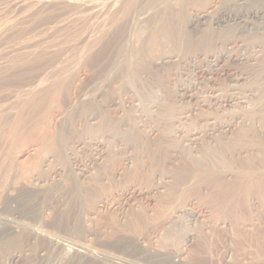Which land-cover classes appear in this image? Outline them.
Listing matches in <instances>:
<instances>
[{"label": "rangeland", "instance_id": "obj_1", "mask_svg": "<svg viewBox=\"0 0 264 264\" xmlns=\"http://www.w3.org/2000/svg\"><path fill=\"white\" fill-rule=\"evenodd\" d=\"M10 1L0 0V264H264V259L240 236L252 232L257 225L264 231V203L254 205V218L247 222H232L226 212L212 210L206 197L210 184L203 176L205 171L192 163L194 157L199 158L200 144L187 150L182 142L181 147L177 144L161 155L156 148L163 122L157 121L156 112L145 113V132L142 129L146 125L135 126L128 119L140 111L150 112L151 101H155L163 113L183 110L184 134L199 127L203 114L211 112L220 120L231 118L237 112L248 111L247 98L253 99L256 114L254 110L246 113L252 117L242 123L247 131L243 132L240 117L235 116L234 126L243 128L238 131L244 139L241 143H246L226 154L227 162L233 159L236 165L231 168L226 162L215 164L216 174H221L223 180H232L242 159L259 156V147L264 150V46L256 47L261 50L256 60L249 47L252 39L264 33V0H185L179 11L180 21L176 19L172 24L180 34L174 32L163 45L150 50L145 61L140 62L143 65L135 59L134 49L149 31H144L137 42L129 38L137 36L143 19L158 9L157 0L137 1L124 23L125 38L115 41L117 44H106L105 59L96 65L87 59L101 49L107 38L101 37L99 46L97 43L90 48L96 33V15L53 4L24 13L12 5L14 0ZM146 8L148 13L144 12ZM201 11L210 19L219 12L230 17L219 26L212 19L198 29L184 25L190 12ZM237 13L250 23L242 25L234 19ZM231 26H235L234 34L228 31ZM211 37L215 43L208 42ZM224 37L227 40L223 43ZM216 50L244 57L224 63L226 75H231L228 78L222 71H210L206 52ZM163 52L169 54L166 62L154 64V57ZM23 57L35 63L32 61L20 78L10 77ZM239 71L244 72L245 79L235 83L232 74ZM53 82L59 85L51 95L36 106L27 104ZM234 84L237 89L228 90ZM195 85L198 90L211 86L228 93L238 90L246 102L197 107L195 98L181 95ZM250 87L256 89L253 95L244 90ZM88 112L94 115L90 120L84 117ZM123 118L125 121L119 123ZM103 120L104 127L100 126ZM117 124L120 131L111 127L117 128ZM233 129L224 132L229 135ZM218 133L223 132L214 131L212 135ZM133 136L138 142L134 140L131 147L124 141ZM95 137L99 142H94ZM212 137L205 140L213 144ZM200 138L202 143L204 137ZM112 149L115 151L104 165L105 153ZM100 152L102 156L98 157L95 153ZM45 156L51 162L44 164ZM173 208L185 211L177 223L173 222Z\"/></svg>", "mask_w": 264, "mask_h": 264}, {"label": "bare ground", "instance_id": "obj_2", "mask_svg": "<svg viewBox=\"0 0 264 264\" xmlns=\"http://www.w3.org/2000/svg\"><path fill=\"white\" fill-rule=\"evenodd\" d=\"M12 1V0H11ZM10 1V2H11ZM138 0H14L13 2V6H15L17 9L27 12L29 10L34 9L37 6H49L48 4H53V5H59V6H65V7H70L71 8H75L76 10H83V11H87L89 14H94L96 15L94 18L98 17V19H96L97 21L95 24L94 28V32L98 33L99 32V36H95L94 34V38L91 41V45L90 48L94 49L95 45L99 46V43H101L100 41L103 40L101 37H106V42H103L101 46V49H99L98 51L95 50L93 52V54H91L92 56L87 59L89 63H92L94 65H96L99 61L102 62L104 61L103 59H105V55L103 53L104 49H106V45L109 42H120L121 39L125 38V32H124V23L126 22V18L128 17V13L134 8V5L137 3ZM159 7L158 9H156V5L154 9H156L154 12H152V14L147 17L146 13H144L143 15L146 16L148 19L144 20L140 23L138 29H141V31L138 33L137 36L132 35L131 38H129L130 42L132 41H138L139 38L142 36V33L144 31H149L148 34H146V38H144L143 43L140 42L139 44L136 43V48L134 49V57L135 59H137L138 63L143 65L144 63H140L141 61H145V57L146 55L149 54L150 50L152 49H157L160 45H163V42L165 40H167V38L169 37V35L174 36V34L178 33L180 34V30L177 29V27H173L172 24L174 23V21L177 19H181V15L179 13V11L182 9L181 4L183 5L184 3H186V1L188 0H157ZM237 1V0H236ZM242 1V0H241ZM156 2V1H154ZM239 2V1H238ZM10 4V3H9ZM238 4V3H236ZM6 7V4L4 5ZM139 6V5H138ZM1 7V6H0ZM240 7V6H239ZM58 8V7H57ZM64 8V7H63ZM187 8V7H186ZM55 9V8H54ZM68 9V8H67ZM146 8L145 11H147ZM153 9V8H152ZM151 9V10H152ZM205 9V8H204ZM7 10V9H6ZM61 10V9H60ZM59 10V11H60ZM206 10V9H205ZM204 10V11H205ZM239 10V9H238ZM2 11V10H1ZM71 11V10H70ZM75 11V10H74ZM204 11H201V13H191L190 15L188 14L186 20H185V26L189 27V28H194V29H198L199 26L205 24L206 20H209L210 18H208V14H206ZM6 12V11H5ZM20 12V11H19ZM30 12V11H29ZM33 12V11H31ZM50 12V11H49ZM56 12V11H55ZM82 12V11H80ZM79 12V13H80ZM85 12V13H87ZM149 11H147L148 13ZM48 13V12H47ZM78 13V15H79ZM83 13V12H82ZM135 13V12H134ZM143 13V12H142ZM263 13V12H262ZM230 14V13H229ZM259 14V13H258ZM77 15V16H78ZM88 15V14H87ZM92 15V16H94ZM142 15V16H143ZM36 16V15H35ZM83 16V15H82ZM81 16V17H82ZM89 16V15H88ZM235 17H233L234 19L238 20V22H241L242 25L244 24H248L249 20H247L242 14H238L234 15ZM249 16V15H248ZM26 17V16H25ZM80 17V16H79ZM138 16H136L135 18H137ZM141 17V16H140ZM230 17V15H227V13L224 12H219V14H216L214 17H211L212 22L214 24H217L219 26L220 23H227L228 22V18ZM255 17V16H254ZM87 18V17H86ZM30 19V18H29ZM40 19V18H38ZM44 19V17H43ZM69 19V18H68ZM89 19V18H88ZM91 19V18H90ZM93 19V18H92ZM146 19V18H145ZM210 19V20H211ZM261 19V18H260ZM82 20V19H81ZM128 20V19H127ZM138 21H141L139 19H136ZM180 20H178L177 22H179ZM252 21V20H251ZM256 21V20H255ZM90 22V21H89ZM176 22V21H175ZM232 22V21H231ZM258 22V21H257ZM256 22V23H257ZM92 24V22H90ZM94 23V22H93ZM211 23V22H210ZM250 23V22H249ZM255 23V24H256ZM259 23V22H258ZM252 24V23H251ZM262 24V23H261ZM127 25V24H126ZM234 25V24H232ZM250 25V24H249ZM92 26V25H91ZM81 27V26H80ZM198 27V28H197ZM235 28V26H233ZM232 26L228 28V31H232V33L234 34V28ZM240 27V26H239ZM255 27V26H254ZM82 28V27H81ZM135 28V27H134ZM264 28V27H263ZM6 29V28H5ZM92 29V28H91ZM237 30V29H236ZM19 31V30H18ZM89 31V30H88ZM92 31V30H91ZM20 32V31H19ZM86 32V31H85ZM129 32V31H128ZM175 32V33H174ZM219 32V31H218ZM264 32V31H263ZM72 33V32H71ZM80 33V34H79ZM78 34L81 35V32H79ZM88 33V32H87ZM92 32H90L91 34ZM104 33H106L104 35ZM222 33V32H221ZM1 34V33H0ZM84 34V32L82 33ZM89 34V35H90ZM145 33H143L144 35ZM217 34V33H216ZM88 37H91L89 36ZM104 35V36H103ZM240 35V34H239ZM259 35V34H258ZM75 36V35H74ZM73 36V37H74ZM135 36V37H134ZM168 36V37H167ZM257 36V35H256ZM67 37V36H66ZM65 37V38H66ZM80 37V36H79ZM129 37V35H128ZM171 37V36H170ZM226 37V36H225ZM224 37V39L222 38L221 41L224 43L227 39ZM87 38V36H86ZM172 38V37H171ZM40 39V38H39ZM69 39V36L68 38ZM83 39V38H82ZM179 39V38H178ZM72 40V39H71ZM77 40V39H76ZM87 40V39H86ZM128 40V38H126V41ZM142 40V39H141ZM214 38L212 39L209 38L208 42H214ZM217 40V39H216ZM219 40V38H218ZM231 40V39H230ZM28 41V40H27ZM67 41V40H66ZM90 41V39L88 40ZM251 41V40H250ZM73 42V41H72ZM207 42V43H208ZM246 42V41H243ZM252 43H250L251 45L249 46L251 48V55L253 57V59L256 60V58H259L260 56V52L261 50L257 49L256 47L262 48V46H264V33L262 34V36L257 39V40H253L251 41ZM172 43V41H171ZM181 43V42H180ZM234 43V42H233ZM76 44V43H75ZM74 44V45H75ZM79 44V43H78ZM89 44V43H88ZM117 44V43H116ZM175 44V43H174ZM228 44V43H227ZM261 44V45H260ZM211 45V44H209ZM216 45V44H215ZM73 46V45H72ZM77 46V45H76ZM86 46V45H85ZM124 46V45H123ZM238 46V45H236ZM242 46V45H241ZM246 46V45H245ZM69 47V46H68ZM74 47V46H73ZM225 47V46H224ZM244 47V46H243ZM20 48V47H19ZM64 48V47H63ZM62 48V49H63ZM116 48V47H115ZM221 48V47H220ZM238 48V47H237ZM248 48V47H247ZM80 50V48H77ZM86 49V48H85ZM84 49V50H85ZM89 49V50H91ZM96 49V48H95ZM117 49V48H116ZM115 49V50H116ZM217 49V48H215ZM223 49V48H222ZM28 50V49H27ZM128 50V49H127ZM212 50V49H211ZM54 51V50H53ZM61 51V50H60ZM72 51V48L70 50V52ZM78 51V50H77ZM76 51V52H77ZM239 51V50H238ZM18 52V51H17ZM75 52V51H74ZM73 52V53H74ZM129 52H131L129 50ZM230 51H226V50H222V51H209L206 52L204 54H206V56L208 57V59L206 60L208 65L210 66V71L215 74V73H221L226 75V67L224 63L230 62L229 60L233 59L234 60H238L241 59V56L243 57V55H240L239 53H237V55L235 54L233 57L230 56L231 53H229ZM42 53V52H41ZM72 53V52H71ZM78 53V52H77ZM83 53V52H82ZM86 53V52H85ZM34 54V53H33ZM70 54V53H69ZM76 54V53H75ZM74 54V56H75ZM79 54V53H78ZM90 54V53H89ZM245 54V53H244ZM249 54V53H248ZM28 55V54H27ZM41 55V54H40ZM71 55V54H70ZM73 55V54H72ZM80 55V54H79ZM78 55V57H79ZM169 55L168 53H161L159 55H157L154 60V64H164V62H166L165 57ZM35 56V55H34ZM42 56V55H41ZM90 56V55H89ZM88 56V57H89ZM117 56V55H116ZM194 56V54H193ZM245 56V55H244ZM263 56V55H262ZM43 57V56H42ZM67 57V55H66ZM72 57V56H71ZM77 57V58H78ZM83 57V55L81 56ZM85 57V56H84ZM84 57L82 59H84ZM130 57V56H128ZM196 57V56H195ZM40 58V57H38ZM36 58V59H38ZM68 58V57H67ZM75 58V57H74ZM80 58V57H79ZM169 58V57H167ZM194 58V57H193ZM244 58V57H243ZM251 58V56H250ZM31 59V58H30ZM28 57H23L21 60H19L20 64L18 68H16V70L14 71H10L11 75H9L10 77H19L22 76V74L24 72L27 71L28 66L34 62L33 59L30 60ZM35 59V61H37ZM56 59V58H55ZM73 59V58H71ZM70 59V60H71ZM130 59V58H129ZM132 59V58H131ZM130 59V60H131ZM134 59V58H133ZM132 59V60H133ZM249 59V58H247ZM68 60V59H67ZM74 60V59H73ZM86 60V59H85ZM33 61V62H32ZM221 61H223V63H221ZM78 63V61H76ZM99 62V63H100ZM132 62V61H131ZM130 62V63H131ZM238 62V61H237ZM15 63V64H16ZM35 63V62H34ZM129 63V62H126ZM221 63V64H220ZM264 63V62H263ZM17 64L15 66H17ZM70 64V63H69ZM73 64V63H72ZM119 64V63H118ZM13 65V64H12ZM88 65V64H87ZM120 65V64H119ZM11 66V65H10ZM14 66V65H13ZM14 66V68H15ZM129 66V64H128ZM140 66V65H139ZM30 67V66H29ZM130 67H132L130 65ZM102 68V67H101ZM128 68V67H127ZM10 69V67L8 68ZM51 69V68H50ZM124 69V68H123ZM132 69V68H131ZM11 70V69H10ZM119 71V70H118ZM215 72V73H214ZM108 73V71L106 72ZM128 73V72H127ZM48 74V73H47ZM96 74V73H95ZM133 74V73H132ZM50 75V74H49ZM135 75V74H133ZM97 76V75H96ZM126 76V74H125ZM196 76V75H195ZM227 78L230 77L229 75H226ZM233 78L232 80L237 83L239 82L241 79L244 78V72H235L232 74ZM4 77V76H3ZM59 77V76H58ZM65 77V76H64ZM132 77V76H131ZM56 78V77H55ZM16 79V78H14ZM48 79V78H47ZM59 79V78H58ZM124 79V78H122ZM195 79V78H194ZM245 79V78H244ZM41 80V79H40ZM132 79H130L131 81ZM134 80V79H133ZM132 80V81H133ZM208 80V79H207ZM4 81V80H3ZM34 81V80H33ZM45 81V80H44ZM51 81V80H50ZM49 81V82H50ZM53 81V79H52ZM55 81V80H54ZM124 81V80H123ZM1 82V81H0ZM125 83V82H123ZM127 83V81H126ZM125 83V84H126ZM192 83V82H190ZM196 82H194L195 84ZM46 84V83H45ZM49 86V84H47ZM59 85V82H53V84L51 83V86L47 87L46 89L42 88V91L39 92L36 96H34L33 98H31L30 100H28L27 104L30 105H34L36 106L38 102H41L43 99H45L46 97H48L49 95H51V93L54 91L53 89ZM127 85V84H126ZM29 86V85H28ZM46 86V85H45ZM121 86V85H120ZM43 87V86H42ZM31 88V87H30ZM40 88V87H39ZM129 88V87H128ZM234 88L237 89V84H234L232 86H230V88L228 90H233ZM34 89V88H33ZM41 89V88H40ZM199 86L197 87V85H195L193 87V89H185V91L182 92V97L185 98H189V99H193L195 98L196 100V105L197 107L199 106H205V105H210V106H216L221 104L222 102H236V100H238V102H246V97L243 93H241L240 91H236V92H227L225 90H220L217 88H212L211 87H206V88H201L200 90ZM241 89V88H240ZM235 90V89H234ZM246 91H248L249 94H252L254 90L256 89H252L247 88L244 89ZM243 90V91H244ZM27 91V90H26ZM255 92V91H254ZM257 92V91H256ZM31 95V94H30ZM253 95V94H252ZM27 96V95H26ZM25 96V97H26ZM181 97V96H180ZM181 97V98H182ZM15 98V97H14ZM20 98V97H19ZM28 98V97H26ZM25 98V99H26ZM152 100V99H151ZM138 101V100H137ZM140 101V100H139ZM247 103L250 106V108L248 109V111L246 112H237L234 116H232L231 118H223L222 120H220L219 118L217 119L215 114L208 112L206 114H203V116H201L199 118L200 120V124L199 127H194V129H188L184 134V130H183V125L185 123V119H186V115L184 114L183 110L174 113V111H167V113H163L162 111L163 108L161 107V105H159L160 103H157L155 101H151V111L149 112V110H146V112L144 111H140L137 115H132L131 118H128L131 123L135 124V126L141 125L143 127V125L145 126V113H151L156 112V116L159 118L157 119L163 122V126H161L162 128H160L158 134H157V144L158 147L156 149H158V153H160L162 155L165 154V152H167L168 149L175 147V145H180V147L184 144L187 150H190V146H195V144H200V146H197V151L200 153L198 154L199 158H195V160L193 159L192 163L196 164L198 167L202 168L205 173H204V177L206 178V181L208 184H210V190L209 193L206 194V197L208 199V203L210 208L215 209V210H221V212H226L225 214H227V216L229 217L230 220H232V222H247V221H251L254 218V213H253V207L256 204V206L258 205H262L264 203V150L262 147H259V156H251L249 158L246 159H242V161L239 163V165H237L238 167H236L238 169V172L235 173L234 178L230 181H226L222 179L221 174H216L214 171H216L217 169H215V164L221 165V163H225L231 166V168L236 165L234 164V160L232 159V161L227 162L226 160V154L232 152L233 150H238L240 148H242V146H244V144H246L244 141V144L241 143V131L238 130H242L244 128V131H247L246 126L243 127L242 123H245V119L248 116L252 115H247L248 113L251 114V112L255 109V104L253 102V99H248L247 98ZM99 104V103H98ZM114 103H112L111 105H113ZM148 105V104H147ZM100 106V105H99ZM247 106V107H249ZM98 107V106H97ZM136 107V105H135ZM138 107V106H137ZM196 107V106H195ZM95 108V107H94ZM153 108V109H152ZM211 108V107H210ZM69 109V108H68ZM81 109V108H80ZM84 109V107H83ZM92 109V107H91ZM97 109V108H96ZM186 110V109H185ZM188 110V109H187ZM186 110V111H187ZM87 111V110H86ZM104 111V110H103ZM136 111V110H135ZM255 114H256V110H254ZM84 113V112H83ZM247 113V114H246ZM132 114V113H130ZM155 114V113H154ZM187 114V113H186ZM246 114V115H245ZM217 115V114H216ZM223 115V114H222ZM238 116L237 118L240 117V125H242L243 128H240L241 126H234L236 123L234 122L235 116ZM93 114L92 112H88L87 114H85L84 117L87 118V120H90L93 118ZM129 116V115H128ZM150 116V115H149ZM151 118V117H150ZM249 118V117H248ZM126 118H123L122 120H119V123H122L123 121H125ZM250 119V118H249ZM86 120V121H87ZM148 120V119H147ZM248 120V119H247ZM156 121V120H155ZM90 122V121H89ZM149 122V121H148ZM250 122V121H248ZM118 123V124H119ZM141 123V124H140ZM118 124L116 125L117 128H114V125L111 126L112 129H115L116 131H120ZM104 125H106V121L103 120V122L100 124V126L104 127ZM250 125V123L248 124ZM115 126V127H116ZM196 126V125H194ZM101 127V128H102ZM235 127V128H234ZM238 127V128H236ZM250 126H248L249 128ZM110 128V127H109ZM128 128V127H127ZM148 126L146 125L145 128H141L144 132V129H147ZM234 128V129H233ZM246 128V129H245ZM103 129V128H102ZM106 129V126L105 128ZM140 129V130H141ZM230 129L233 131L231 132V134H226V132L230 131ZM237 129V130H236ZM258 129V128H257ZM141 130V132H142ZM129 131V130H128ZM154 131V130H153ZM214 131H218V132H223V133H218V135H212ZM226 131V132H224ZM249 131V130H248ZM239 132V133H238ZM118 133V132H115ZM129 133V132H126ZM124 133L126 136H128V134ZM137 133V132H136ZM143 133V132H142ZM247 133V132H246ZM245 133V134H246ZM258 133V132H257ZM101 134V133H100ZM146 134V133H145ZM183 134L182 137L180 139H177V135ZM217 134V133H215ZM93 135V134H92ZM113 135V134H112ZM132 135V134H131ZM136 135V134H135ZM97 136V135H96ZM108 136V135H107ZM123 136V135H122ZM148 136V135H147ZM181 136V135H180ZM204 137V141H202V143H199L198 139L200 137ZM213 136V137H212ZM243 136V135H242ZM89 137V136H88ZM94 137V136H93ZM142 137V136H140ZM212 137V141L215 142L213 144L210 143V141H206L205 138H211ZM106 138V137H105ZM86 139V138H85ZM90 139L92 140L93 138L90 137ZM127 139V138H126ZM136 137L133 136V138H129V140H125L124 142H130L128 144H131V147H134V143ZM141 139V138H140ZM201 139V138H200ZM199 139V140H200ZM135 140V141H134ZM139 140V139H138ZM209 140V139H208ZM244 140V139H242ZM89 141V140H88ZM84 142V141H82ZM94 142L97 143L99 142V139H97L95 137ZM138 142V141H137ZM183 142V144H182ZM88 143V142H87ZM94 143V144H95ZM142 143V142H141ZM242 145H241V144ZM126 144V143H125ZM152 143H150L151 145ZM182 144V145H181ZM96 145V144H95ZM98 145V144H97ZM248 145V144H247ZM119 146V145H118ZM246 146V145H245ZM244 146V147H245ZM250 146V145H249ZM256 146V145H255ZM99 147V146H98ZM254 147V146H253ZM114 148V147H113ZM144 148V147H142ZM148 148H150L148 146ZM153 148V147H152ZM177 148V147H176ZM194 148V147H193ZM107 149V148H106ZM115 149V148H114ZM114 149L108 151L105 156V160L104 161V165L107 163L106 161L110 158V156H112V152L115 151ZM134 149V148H133ZM147 149V146H146ZM180 149V148H179ZM185 149V150H186ZM72 150V149H70ZM96 150V149H95ZM149 150V149H148ZM151 150V148H150ZM153 150V149H152ZM177 150V149H176ZM156 151V150H155ZM154 151V152H155ZM146 152V151H145ZM150 152V151H149ZM154 152H151L153 154H155ZM115 153V152H114ZM113 153V154H114ZM138 153V152H137ZM187 153V152H186ZM98 157L102 156V152L100 153H95ZM100 154V155H99ZM239 154V153H238ZM237 154V155H238ZM95 155V156H96ZM158 155V154H157ZM188 155V154H187ZM230 155V154H229ZM114 156V155H113ZM189 156V155H188ZM191 156V155H190ZM157 157V156H156ZM160 157V156H159ZM158 157V158H159ZM232 157V156H231ZM49 156H45L43 158L44 164H47L48 162H51L49 160ZM153 158V157H152ZM161 158V157H160ZM163 158V157H162ZM161 158V159H162ZM111 159V158H110ZM154 159V158H153ZM102 160V159H101ZM186 160V159H185ZM110 161V160H109ZM156 161V160H155ZM187 161H189L187 159ZM96 162V161H95ZM102 162V161H100ZM106 162V163H105ZM109 163V162H108ZM153 163V162H152ZM161 163V162H158ZM103 164V163H102ZM186 164V163H185ZM110 166V165H109ZM135 168V167H134ZM187 167H185L186 169ZM193 168V167H192ZM218 168V166L216 167ZM230 168V167H229ZM55 169V168H54ZM138 169V168H137ZM180 169V168H179ZM189 169V168H187ZM220 169H222L221 167L218 168L219 171H221ZM56 170V169H55ZM234 170V169H233ZM183 171V169H182ZM223 171V169H222ZM80 172V171H79ZM185 172V170H184ZM183 172V173H184ZM187 173V172H186ZM201 173V172H200ZM185 174V173H184ZM141 175V174H140ZM184 176V175H183ZM193 176V175H192ZM134 177V176H133ZM193 178V177H192ZM203 178V179H205ZM229 178V177H228ZM205 181V180H204ZM203 181V182H204ZM191 183V182H190ZM29 186V185H28ZM191 189V188H190ZM169 192V191H168ZM194 192V191H193ZM196 194V193H195ZM180 196V195H179ZM178 197V196H177ZM175 197V198H177ZM203 198V197H202ZM204 200V199H203ZM195 202V201H194ZM204 203V202H203ZM206 204V203H205ZM181 205V204H180ZM178 205V206H180ZM176 207V206H175ZM207 207V206H206ZM184 208V206H183ZM211 210V209H210ZM258 210V209H257ZM161 211V210H160ZM172 212V211H171ZM255 212V211H254ZM259 212V211H257ZM183 213H185L184 210H180L178 208H173V212H172V218L174 219V221H179L181 217H183ZM189 213V212H187ZM186 213V214H187ZM261 213V212H260ZM262 214V213H261ZM189 215V214H188ZM220 215V214H219ZM192 216V215H191ZM260 216V215H259ZM226 217V218H228ZM186 218V217H185ZM223 218V217H222ZM221 218V219H222ZM256 218H259L256 215ZM191 219V218H190ZM184 220V219H183ZM182 221V220H181ZM219 222V221H218ZM259 222V221H258ZM180 223V222H179ZM178 223V224H179ZM184 223V221H183ZM181 224V223H180ZM187 224V223H186ZM236 224V223H235ZM260 224V223H258ZM238 225V224H237ZM257 225V224H255ZM262 225V224H261ZM264 225V224H263ZM185 226V225H184ZM183 226V227H184ZM178 227V226H177ZM174 228V227H172ZM186 228V227H185ZM176 229V227H175ZM181 229V228H180ZM188 230V229H187ZM186 230V231H187ZM177 232H179L178 230H176ZM180 234V233H179ZM185 234V232H184ZM189 235V233H188ZM187 235V236H188ZM184 236V235H183ZM186 236V235H185ZM240 236H244L243 238H245V240H247L248 245L252 248V251H254V253L258 254L260 257H262L264 259V231L260 226H255L254 230L252 232H244L242 235ZM235 238V237H234ZM210 240V239H209ZM236 242V241H235ZM235 244V243H234ZM234 247V246H232ZM247 254V253H246ZM252 255V254H251ZM176 256V255H175ZM234 256V255H233ZM253 256V255H252ZM169 257V256H168ZM254 258V257H253ZM259 258V257H258ZM88 260V259H87ZM71 261V260H70ZM256 261V260H255ZM78 262V260H77ZM82 262V261H81ZM175 262V261H174ZM259 262V261H258ZM264 262V261H263ZM84 263V262H83ZM88 263V262H87ZM253 263V262H251ZM250 263V264H251ZM71 264V263H70ZM234 264V263H233ZM257 264V263H256Z\"/></svg>", "mask_w": 264, "mask_h": 264}]
</instances>
